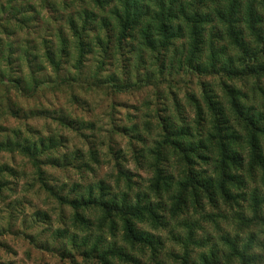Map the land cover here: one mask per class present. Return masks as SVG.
<instances>
[{
  "label": "trees",
  "instance_id": "16d2710c",
  "mask_svg": "<svg viewBox=\"0 0 264 264\" xmlns=\"http://www.w3.org/2000/svg\"><path fill=\"white\" fill-rule=\"evenodd\" d=\"M71 1L63 0L55 8L65 13L74 3L82 8L80 26L75 27L72 20L69 24L76 46V82L91 45L101 54L89 79L92 82L83 87L84 94L107 90L124 95L146 85L157 67L161 75L164 67H172L166 62L176 61L190 72L207 68L214 78L223 73L219 91L202 87L199 101L186 98L194 113L191 126L173 129L165 125L155 141L140 136L141 147L133 148L131 161L136 168L146 167L144 184L118 162L126 153L113 145L109 146L110 156L93 150L84 161L82 152L76 150L72 158L79 159L76 163L94 179L102 164L114 166V183L89 181V175L80 172L84 184L73 183L74 188L69 189L67 182L52 185L43 169L41 158L56 147L53 139L38 137L32 143L18 134L15 141L0 142V154H16L26 160L31 168V179L24 183L29 187L27 193L36 189L32 194L43 196L57 210L70 209L71 227L85 236L83 264H253L254 258L245 253L264 237V0ZM45 4L52 6L53 2L45 0ZM99 19L103 38L97 36L94 43L93 25ZM208 28L210 35L205 39ZM221 36L238 47L236 60L225 59L222 47L217 49L214 41H221ZM180 37L186 41L178 55L171 47ZM46 48L43 62L58 78L61 59ZM170 50L172 54L166 56ZM206 50L209 53L204 60ZM6 63L0 85L18 87L20 79L10 69L11 59ZM106 70L110 72L104 80L101 77ZM28 73L32 77L33 73ZM66 82L57 81L55 88ZM34 84L36 92L39 84ZM115 106L109 115H115ZM7 109L18 115L11 107ZM58 120L63 123L64 119ZM110 123H114L112 116ZM123 128L112 127L121 137L127 134ZM67 156L63 153L61 158ZM10 178L19 177L8 165H0L2 202L14 193ZM6 190L10 195L3 197ZM109 190L114 195L106 193ZM195 217H200L199 221ZM230 219L236 221L233 236L220 235L212 246L209 236L206 240L197 236L198 231H204L202 223L219 229V220L227 224ZM166 232L169 243L161 238ZM241 238L248 241L244 252L240 250Z\"/></svg>",
  "mask_w": 264,
  "mask_h": 264
},
{
  "label": "rangeland",
  "instance_id": "374dc122",
  "mask_svg": "<svg viewBox=\"0 0 264 264\" xmlns=\"http://www.w3.org/2000/svg\"><path fill=\"white\" fill-rule=\"evenodd\" d=\"M48 1L53 2V5L47 6L45 0H0V73L7 71L6 60L11 59L10 69L20 79L18 87L9 83L0 85V142L7 139L15 141L18 134L21 137L24 135L32 143L38 137L53 139L56 147L49 149L47 157L41 158L45 163L43 169L52 185L56 187L59 183L67 182L68 189L74 188L73 183L84 184L79 180L80 172L89 175L82 164L76 163L79 159L72 158L76 150H80L84 161H88L91 157L89 152L93 150L99 155L106 153L110 156L109 146L113 145L126 153H122L126 163L118 162H122L124 168L134 173L138 177L135 179L144 184L148 177L146 167L136 168L131 161L133 148L141 147L138 140L142 137L145 140H157V134L165 125H171L173 129L191 126L194 113L191 102L186 98L192 97L199 101L202 87L218 92V84H221L225 75L219 72L214 78L210 69L190 72L183 63L179 66L177 61L174 64L166 62L172 67H164L161 75L157 67L155 73L146 80L148 83L132 92L114 95L107 90H97L90 95L84 94L83 87L86 88L92 82L89 79L100 60V51L91 45V52L83 63L82 75L76 82L79 76L75 70L76 46L69 24L73 21L75 27L80 26L82 8L74 3L65 13L55 8L60 7L63 0ZM70 2L66 0V3ZM99 22L100 19L95 20L93 25L96 28L92 38L94 43L97 36L103 38ZM204 35L205 39L209 38V28ZM245 38L248 40L247 34ZM185 41L184 37L178 38L171 49L175 48L176 54L180 55ZM214 42L217 49L222 47L224 50L221 52L225 59H237L238 47L229 44L227 38L225 40L221 36V41ZM45 45L57 52L61 59L58 78L51 67L43 62ZM170 52L166 56L170 57ZM208 53L204 51V60H207ZM178 57L182 59V56ZM109 70L102 73V79L106 80ZM28 72L33 73L32 77ZM22 78L26 80L22 82ZM63 79L68 82L55 88L56 82ZM35 81L39 84L36 92L32 90ZM112 105H116L113 109L115 115H109ZM8 107L14 112L16 110L18 115L10 113ZM111 116L113 124L110 123ZM59 117L64 119L63 123L59 122ZM114 125L124 127L127 134L121 137L112 129ZM110 134H113L111 140ZM63 153L68 154L66 160L61 158ZM111 161H115L112 156ZM2 164L8 165L19 178L8 179L14 193L5 202L0 199V264H83L81 255L85 236L71 227L73 213L70 209L58 206L57 210L43 196L32 194L36 189L27 193L29 187L24 186V183L31 179V168L20 156L1 153ZM113 168L112 165L102 164L98 167L95 179L113 184L117 172ZM86 179L96 181L90 175ZM107 189L112 188L107 186ZM3 193V197L10 195L8 190ZM63 193H67L66 188ZM106 193L114 195L112 190ZM188 206L192 208L191 203ZM193 219L199 221L200 217ZM8 223L10 228H7ZM218 223L219 229L209 223H202L204 231H198L197 236L203 240L209 236L211 246L220 235L229 233L233 236L235 220L230 219L227 224L219 220ZM37 228L40 230L37 231ZM5 236L10 239H3ZM161 238L169 243L167 232L162 233ZM5 256L15 259H5Z\"/></svg>",
  "mask_w": 264,
  "mask_h": 264
},
{
  "label": "clouds",
  "instance_id": "9594fccd",
  "mask_svg": "<svg viewBox=\"0 0 264 264\" xmlns=\"http://www.w3.org/2000/svg\"><path fill=\"white\" fill-rule=\"evenodd\" d=\"M36 230L39 231L40 229L37 228ZM81 235L83 236L84 234L81 233ZM3 239L9 240L10 237L5 236L3 237ZM247 244L248 241L245 238L240 245L241 252H244L245 245ZM245 254L249 257L254 258L253 264H264V237H262L261 241H259L258 243L251 245L249 250ZM5 259H15V257L5 256Z\"/></svg>",
  "mask_w": 264,
  "mask_h": 264
}]
</instances>
